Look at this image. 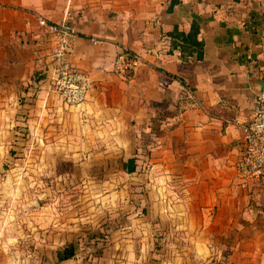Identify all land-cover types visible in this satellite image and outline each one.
Segmentation results:
<instances>
[{"label": "crops", "instance_id": "crops-1", "mask_svg": "<svg viewBox=\"0 0 264 264\" xmlns=\"http://www.w3.org/2000/svg\"><path fill=\"white\" fill-rule=\"evenodd\" d=\"M169 5L0 0V117L9 106L24 115L28 144L55 149L61 181L62 216L41 227L42 264H264V177L241 188L235 124L252 118L264 89V0ZM68 12L77 30L70 60L92 80L78 106L53 89L48 29L35 16L62 22ZM194 19L203 60L171 48L150 54ZM121 46L145 58L127 76L114 72ZM68 243L76 256L60 261Z\"/></svg>", "mask_w": 264, "mask_h": 264}, {"label": "rangeland", "instance_id": "rangeland-1", "mask_svg": "<svg viewBox=\"0 0 264 264\" xmlns=\"http://www.w3.org/2000/svg\"><path fill=\"white\" fill-rule=\"evenodd\" d=\"M9 108L0 117L2 124H14L13 130L0 127V264H42L41 227L48 218L56 219L63 212L57 209L62 199L55 189L61 182L54 175V169L58 172L56 151L28 144L29 131L18 124L26 121L24 115L10 114ZM73 196L66 194L65 200L70 202Z\"/></svg>", "mask_w": 264, "mask_h": 264}, {"label": "built area", "instance_id": "built-area-1", "mask_svg": "<svg viewBox=\"0 0 264 264\" xmlns=\"http://www.w3.org/2000/svg\"><path fill=\"white\" fill-rule=\"evenodd\" d=\"M40 26L48 29L49 48L45 58L51 66L53 89L62 97L68 106H78L84 103L92 88V80L87 71L76 67L70 60L73 41L77 35L74 24L69 20L71 13L66 14L62 22H49L39 13H35ZM98 43V39H92ZM171 48V38L162 39L161 46L152 49L150 54L157 58L163 57ZM251 58V56H249ZM145 62L139 51H131L120 47L114 60V72L121 76L134 73ZM243 131L244 151L236 163L237 173L242 189L259 183L264 177V89L256 96L255 108L249 121H235Z\"/></svg>", "mask_w": 264, "mask_h": 264}, {"label": "trees", "instance_id": "trees-1", "mask_svg": "<svg viewBox=\"0 0 264 264\" xmlns=\"http://www.w3.org/2000/svg\"><path fill=\"white\" fill-rule=\"evenodd\" d=\"M181 3V0H170L168 7L169 12H173L175 7ZM201 24L198 20L194 19L191 28L188 32L180 30L179 26H175L169 33L171 38V49H178L182 53V57L187 59L188 57H196L199 60H203L205 56V44L204 41L199 38ZM130 164L126 165L129 172L136 170V166L131 164L133 160L129 161ZM76 256L75 246L73 243H68L63 249L58 252V258L60 261L68 260Z\"/></svg>", "mask_w": 264, "mask_h": 264}]
</instances>
